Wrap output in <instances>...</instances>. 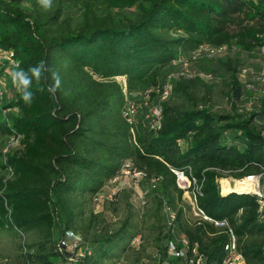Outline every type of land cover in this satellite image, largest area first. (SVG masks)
Listing matches in <instances>:
<instances>
[{
  "label": "trees",
  "instance_id": "16d2710c",
  "mask_svg": "<svg viewBox=\"0 0 264 264\" xmlns=\"http://www.w3.org/2000/svg\"><path fill=\"white\" fill-rule=\"evenodd\" d=\"M207 47L262 52L264 0H53L49 9L39 0H0V50L13 53L15 63L0 60V78L10 79L0 101V233L18 240L10 264H65L57 244L67 232L90 252L83 264L132 249L139 233L129 219L113 229L104 213L91 210L127 163L147 175L142 181L156 183L155 264H185L167 254V242L179 237L199 244L207 264L225 258L227 230L189 218L175 172L196 180L199 207L227 222L246 264H264V207L252 194L224 195L220 186L264 177V86L255 103L241 107L249 91L238 78L240 61L207 54L193 60ZM184 60L197 73H229L227 110L213 111L210 98L200 96V88L211 89L204 78L177 77ZM40 62L45 73L33 79V99L25 103L11 73ZM53 70L61 77L55 94ZM119 78L138 105L134 124L124 115ZM168 84L170 97L162 100ZM158 106L162 126L154 132L144 114Z\"/></svg>",
  "mask_w": 264,
  "mask_h": 264
},
{
  "label": "rangeland",
  "instance_id": "374dc122",
  "mask_svg": "<svg viewBox=\"0 0 264 264\" xmlns=\"http://www.w3.org/2000/svg\"><path fill=\"white\" fill-rule=\"evenodd\" d=\"M229 57L237 58L240 61L242 66L240 67L238 78L243 86V92L249 91L251 93H243L239 105L241 107H250L251 104L255 103L258 95L261 94L264 86V49H262V52L255 51L252 55H247L240 53L236 49L229 52L226 47L225 52L208 59L216 61ZM213 68L217 69L218 65H213ZM199 73L207 74L203 70ZM211 77L216 79V83L212 86L206 80L211 89L200 88V96L206 95L210 98L208 103L213 111L227 110L230 104L227 97L229 92L228 85L230 83L229 73L220 71L219 74H212ZM2 140L3 137L0 134V143ZM15 145L16 142L14 141V145L11 144V146L14 147ZM224 182L230 186L234 185L231 180H222L220 182L222 192ZM155 184L154 180L136 182L126 176L119 178L116 181H112L103 191L104 198L100 199L99 202H94V205L91 206V210L95 211V213H104L106 221L113 229H118L125 220L129 219L130 225L136 228V231L139 233L140 244H132V249L127 251V253L118 252L113 259L105 260L103 264H155L157 238L160 233V224L155 218ZM186 187L188 186L186 185ZM191 197V192L186 191L184 193V199L190 207L189 218L197 220L190 205ZM17 246L18 240L12 233H0V264H10L17 256Z\"/></svg>",
  "mask_w": 264,
  "mask_h": 264
},
{
  "label": "built area",
  "instance_id": "2783aa9c",
  "mask_svg": "<svg viewBox=\"0 0 264 264\" xmlns=\"http://www.w3.org/2000/svg\"><path fill=\"white\" fill-rule=\"evenodd\" d=\"M226 51V47H221L218 49L212 48H204L194 54L193 60H197L200 58L202 54H207L209 57L216 56L217 54L223 53ZM14 54L3 52L0 50V60H4L10 62L11 64H15L13 61ZM181 63V62H180ZM183 64V71L182 73L178 74L177 77L186 78L189 80L194 79L196 76L204 78L205 80L209 81L212 79L210 75H204L197 72H193L191 70V62L188 60H184ZM122 80V82H121ZM118 81L123 84L124 88L126 87V81L124 78H119ZM171 85H167L159 94H161L162 100H167L171 94ZM8 90V79L6 76L0 78V101L2 100L3 96L7 94ZM126 107H125V118L130 124H134L135 118L139 114L137 102L133 99L129 98L126 92ZM154 90H150L145 94L144 100L148 102L151 93ZM134 99H138L139 95H134ZM148 105V103H146ZM144 114V113H143ZM145 120L149 121L150 128L154 132H158L162 126V113L161 107H156L150 114H144ZM177 177V184L180 189L184 192L189 191L191 192L190 198V205L193 209V212L196 216L198 221H203L211 224H215L219 228L226 229V233L228 236V242L224 245L223 250L225 252V258L222 264H246V259L239 248L238 238L233 232V230L229 227L227 222H217L211 219L206 212L201 209L197 202V195L200 194V188L197 185L195 179L187 177L183 172H175ZM130 177L136 182H141L142 180L147 178V175L143 172H139L135 170L132 164L127 163L121 174L114 180L116 181L119 178L123 177ZM229 180V179H226ZM232 181V180H231ZM234 183L233 186L241 182L249 183L252 188L256 191L252 195L256 196L261 203V206L264 207V177L260 176H250L242 181H232ZM188 187H186V185ZM192 188V190H191ZM247 194V193H246ZM104 193L98 195L94 202H99L100 199H103ZM174 220L175 216H170V221L168 224V228L171 230V233L175 235V227H174ZM134 243L140 244V238H136ZM167 254L169 257L174 259H180L185 264H207V259L204 254L200 252L199 244L195 243L192 244L188 239L184 237L174 238L167 242ZM57 251L64 257L65 264H83L84 260L87 256H90V252L83 246L80 237L73 233L67 232L65 236L59 240L57 244Z\"/></svg>",
  "mask_w": 264,
  "mask_h": 264
},
{
  "label": "clouds",
  "instance_id": "9594fccd",
  "mask_svg": "<svg viewBox=\"0 0 264 264\" xmlns=\"http://www.w3.org/2000/svg\"><path fill=\"white\" fill-rule=\"evenodd\" d=\"M53 0H39V4L45 9L52 7ZM45 62H40L38 65L31 67L27 72L23 69L15 70L11 73L12 82L16 86L22 95V99L25 103H31L33 99V93L29 90L32 86L33 79L36 81L41 80L43 74L45 73ZM51 79L53 83L49 85V91L55 94L58 89L61 88V77L59 72L53 70L51 73Z\"/></svg>",
  "mask_w": 264,
  "mask_h": 264
},
{
  "label": "bare ground",
  "instance_id": "6f19581e",
  "mask_svg": "<svg viewBox=\"0 0 264 264\" xmlns=\"http://www.w3.org/2000/svg\"><path fill=\"white\" fill-rule=\"evenodd\" d=\"M225 182H224V187H223V194L224 195L229 194V193H238V194L249 193V194H253V193L256 192L252 188V186L249 183H246V182L238 183V184H236V186H230L228 184H225Z\"/></svg>",
  "mask_w": 264,
  "mask_h": 264
}]
</instances>
